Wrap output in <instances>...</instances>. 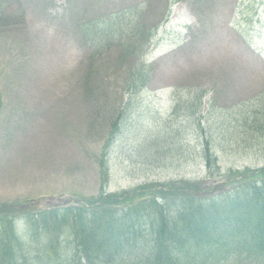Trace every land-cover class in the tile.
<instances>
[{"label":"rangeland","instance_id":"rangeland-1","mask_svg":"<svg viewBox=\"0 0 264 264\" xmlns=\"http://www.w3.org/2000/svg\"><path fill=\"white\" fill-rule=\"evenodd\" d=\"M132 32L146 38L129 45ZM263 91L264 0H2L0 206L25 217L44 198L79 206L101 183L177 179L217 196L235 170L264 166ZM236 233L229 261L264 262L234 250L248 239ZM42 253L29 237L24 264H46Z\"/></svg>","mask_w":264,"mask_h":264},{"label":"trees","instance_id":"trees-1","mask_svg":"<svg viewBox=\"0 0 264 264\" xmlns=\"http://www.w3.org/2000/svg\"><path fill=\"white\" fill-rule=\"evenodd\" d=\"M208 144L203 158L210 168L216 158ZM236 175L238 185L209 198L201 181L188 179L117 193H105L102 183L96 196L79 197V206L25 215L27 235L40 239L46 264H235L228 259L236 230L248 235L236 252L264 257V167L235 170L229 179ZM15 215L13 206H0V264L27 261L28 238L16 235Z\"/></svg>","mask_w":264,"mask_h":264}]
</instances>
